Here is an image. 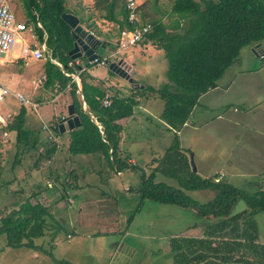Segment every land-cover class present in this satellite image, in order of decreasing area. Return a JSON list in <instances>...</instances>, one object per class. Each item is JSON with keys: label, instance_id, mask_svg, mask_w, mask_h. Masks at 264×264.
<instances>
[{"label": "trees", "instance_id": "1", "mask_svg": "<svg viewBox=\"0 0 264 264\" xmlns=\"http://www.w3.org/2000/svg\"><path fill=\"white\" fill-rule=\"evenodd\" d=\"M25 1L34 20L35 39L39 43L43 42L50 57L65 67L71 60L68 51L72 47V38L69 26L60 17L61 13L67 12L64 0ZM94 7L104 11V19L117 23L118 31L133 28L134 25L126 19L124 0H94ZM170 12L175 18L166 24L160 19L146 21L151 24V30L144 38L162 51L167 64L164 71L166 81L157 88L146 85L136 87L130 96L112 95L110 104L103 107L95 96L102 97L105 89L88 82L89 77L83 70L78 73V93L75 83L65 77L56 65L45 59L43 84L48 87L56 82L59 89L69 86L70 103L78 117L79 125L67 131V150L70 154L100 155L115 172L127 168L125 158L118 152L121 126L117 121L132 114L137 105L136 97L148 98L153 95L159 98L162 101L159 120L168 129L176 131L188 118L198 97L214 88L224 70L236 62L242 48L257 45L256 57L264 56L261 55L259 45L264 39V0H174ZM115 15L120 16V19H116ZM79 21L82 23L80 19ZM37 22L40 27L36 25ZM102 58L98 55L96 60ZM91 65L86 63V67ZM253 68L255 66L251 69ZM82 101L84 109L81 106ZM24 114V106L20 105L16 114L10 118L8 116L4 124L0 125V131L13 133L16 152L40 145L38 133L24 127ZM43 145L51 146L40 152L37 162L32 165L34 167L39 162L48 160L55 150V145L48 141ZM162 159L169 166L164 170L158 169ZM169 169L172 171L169 172ZM156 173L172 178L176 185L155 181ZM135 189L139 192L140 203L148 199L160 204L195 208L200 222L206 224L205 234L225 240L230 235L234 237L237 231L239 235L238 227L234 226L238 220L251 223L249 217L252 214L264 211L263 190L246 193L226 181L200 178L192 171L186 155L179 149L175 133L163 155L157 160L156 166L147 175H141L140 183ZM184 190H208L211 197L204 203H198L186 195ZM239 200L244 201L246 207L231 213V207ZM21 205L2 218L0 233L5 235L7 247L35 248L34 241L44 236L47 210L43 206H33L28 203V199ZM131 218L129 216L126 219L127 223H130ZM240 234L244 241L255 240V229L251 224L244 226ZM201 242L182 237L171 238L170 252L175 264H203ZM211 243L212 241L207 242L208 245ZM226 243L229 241L215 242V251ZM248 244L245 242L244 246L248 247ZM262 257L260 264L264 262V254ZM225 260L226 257H223L222 263ZM214 261L206 264L217 263ZM243 264L252 262L245 260Z\"/></svg>", "mask_w": 264, "mask_h": 264}, {"label": "rangeland", "instance_id": "2", "mask_svg": "<svg viewBox=\"0 0 264 264\" xmlns=\"http://www.w3.org/2000/svg\"><path fill=\"white\" fill-rule=\"evenodd\" d=\"M66 2L67 1H65V3ZM8 4L14 17L26 23L27 27L23 33H33L34 20L30 16L31 13L29 14L31 9L27 6V2L25 0H8ZM172 5L173 0H156V2H153V6L161 10L160 12H155L156 15L162 16V11L169 12L168 14L170 17L167 15L164 16V23H168L174 16H171L169 11ZM66 10H69L67 6ZM69 11L74 12L71 9ZM33 39L36 40L35 37H33ZM35 43L38 44L37 42ZM137 46L138 43L128 47L124 52L131 50L130 53H133V50L136 49ZM138 48H140V46L137 47V49ZM260 48L264 49V39L260 41ZM134 54L137 58L140 57V61L138 62V64L140 63V68L134 70L132 74L134 83L142 82L144 86L149 85L153 88H157L166 81L164 71L166 70L167 64L164 58L160 60L159 57V61H156L154 52L138 53L134 51ZM148 54L150 55L148 56ZM250 55L249 52H247V47L242 48L236 62L224 70L217 82L222 80L225 81L226 77L232 76L238 71V65L245 69L250 68L252 64H261V69L253 76H249L248 80L245 82L247 87L246 91H254V96L250 97V102L257 103L264 99V91L262 89L260 91H255L262 88V85H264V59L258 61V58ZM13 61L14 60H10L8 56L3 58V56L0 55V84L2 83L6 87H9V85L13 88L17 87L16 74L21 70L25 73V70L29 68L37 69L41 67V60L35 64L14 63ZM136 63L137 61L135 64ZM92 70L99 76L97 78L101 81L106 78L108 85L111 88L114 87L113 83L115 76L112 74V71H108L106 65L94 66ZM26 80L28 86H20L21 90H18L26 95L34 104L33 106L26 107L28 109L26 115L28 114V117L31 118L32 126L44 124L51 128L54 121L53 117L65 115L66 108H63V106L57 102L54 104L42 103L39 105L36 100V94H31L29 91L31 88L29 85L30 77L28 79L26 78ZM122 85L128 86V83L123 82ZM7 89L9 90L8 95L0 102V115L2 114L4 116L5 114L9 115L14 113L20 106L11 94L13 90ZM242 91L241 88H233V92L238 94L242 93ZM122 92L124 91L121 90V93ZM232 95L236 96L235 94ZM145 99H147L145 105L148 111L143 113L146 119L138 117L139 124L143 127H135L131 131L130 136L132 139L130 143L132 145H162L158 135H162V140L164 141L171 137V133H165L159 124L158 114H160L159 112L162 110V101L153 95ZM41 107L44 108L45 113H42ZM60 111L62 113L58 114ZM53 113H55V115L52 116ZM211 114V116H213V112H211ZM215 122L216 120L213 124ZM37 129L39 130V128ZM29 130L36 129L30 128ZM185 130L189 129L184 128L180 133L184 136L185 142L191 144L195 151L192 153L193 149H190V151L188 148L184 147L182 151L187 158L190 159V169L192 170V167L196 164L195 160H197L198 154L196 145L203 148L201 136L202 129L200 127L198 130L199 134L195 135L193 133L184 132ZM57 133V130H53V134L59 140L66 137L69 140L68 134L63 133L58 135ZM40 134L43 136L41 130ZM143 138V144L139 143ZM223 138L224 141L222 143L219 141V144L212 145L218 141L212 142L208 149L211 151L213 157L204 167L210 169V171L217 168L226 169L229 166L227 161L228 158L225 156L226 147L230 146L227 145L229 139L225 136H223ZM3 140L6 145H0V175L8 176L7 179L10 178L9 167L15 153L19 160H24L28 162V164H15L14 168L24 169L23 174L17 172L19 175H17L18 178H16V182L13 183V185L5 184V188L0 185V222L9 212L20 208L22 206L21 204L26 199H28V203L33 206L45 207L47 215L45 216L44 236L34 241L36 245L35 248L7 247L4 244L5 235L0 233V264H63L62 262H67L69 264H175V259L170 252V239L173 237H180L179 235L188 234L190 230L187 228L199 223L201 220L194 210L195 208L192 207L160 204L148 199L140 203L139 192L135 189L140 183L138 174L134 172H138V169L125 168L119 175H116L118 174L117 171L115 172L112 170L108 164L104 166L107 162L103 159L104 162L100 164L97 163L99 164V173L97 176L92 174L93 170L96 168L92 159L83 161L78 159L76 163L73 162L71 164H75L74 168L81 165V171L85 173L83 179L79 177L77 179V184H82V186L67 190L68 196L76 198L75 201L70 202L69 199L71 198L69 197L66 199L63 190H61L59 198L57 195V200H55V198L49 201L47 199L45 200L42 196L36 197L37 193L32 195L31 188L35 187L33 185L34 183L41 180V175H38L40 178L32 177L30 180L27 179L26 167L29 168L28 170L32 167L39 168L40 162L36 167L32 166L33 163L35 161L37 162V157H40V151L47 150L51 145H35L34 147H26L21 152H16L15 146L13 145V138H8L6 136ZM59 140L55 144L56 148L60 147L64 153L70 154L67 150V144L60 145ZM164 144L166 145L167 143L163 142V145ZM155 149L157 154H159L160 148L156 147ZM92 156L95 155H90V157ZM218 156L222 157L219 158ZM68 167L69 166L66 167L65 171L58 168L59 172L57 173V177H51L52 180L55 179L59 182V180L64 179L65 181L62 184H64L65 187L68 185L67 183L71 185L73 182L71 180L72 176L67 173ZM168 167L164 159H162L161 163L158 165V169L164 170ZM212 167H214V169H211ZM171 171L172 170L169 169V172ZM241 171L245 173V169ZM234 173V171L228 172L225 170L224 179L231 177ZM40 174H42V172H40ZM51 174L52 172H50V175ZM158 177L162 179L163 182L171 184L172 186L176 184V181L172 178L163 175ZM242 179L244 178L238 177L236 179L239 186L244 185ZM245 180L249 181V178H245ZM105 182L110 184V187L104 186ZM1 183L0 180V184ZM86 184H101L99 189L104 190L106 197L102 196L103 194L98 190L93 189L94 187L91 188V186H87ZM260 185L264 188V179L260 180ZM129 187L132 189L129 190ZM184 193L191 199L198 201V203L206 200L204 195L207 194L202 195L200 191L184 190ZM100 195L102 196V198L100 197L101 200L106 201L97 203L96 200L99 199ZM245 207L244 201L239 200L230 210L231 213H234ZM262 213L263 214L260 216L255 217V220L264 225V212ZM129 216H132V218L130 223H127L126 219ZM110 223L113 225H108ZM98 230H101V232L97 233ZM26 254H28L27 259L25 258ZM32 254L34 255L32 256ZM16 256H18V260H16Z\"/></svg>", "mask_w": 264, "mask_h": 264}, {"label": "crops", "instance_id": "3", "mask_svg": "<svg viewBox=\"0 0 264 264\" xmlns=\"http://www.w3.org/2000/svg\"><path fill=\"white\" fill-rule=\"evenodd\" d=\"M65 1H67L65 3L66 4L65 8L67 6L69 10L71 9L74 11V12H70L69 10H67V13H71L75 15L78 18V23L85 30L91 32L94 35V37H96L99 40V44L97 45L96 48V52L98 53V55L102 56L103 58H106L108 62L114 60L115 57L122 59H124L127 56L131 57V65H130L131 77L132 74L134 73V70L140 68V63L138 64V62L140 61V57L137 58L134 54V51L138 53L154 52L155 54L154 58L156 59V61H159L158 59L159 57L160 60L164 58L162 55V51L157 49L151 41L145 40V38H143L142 41L138 43L137 47L140 46V48L137 49L136 47V49L133 50V53H130L131 52L130 50L128 52L126 51L124 53H119L112 56L111 54H113L116 47L115 39L117 38L119 32L117 29L118 24L113 21L104 19L102 17L104 11L102 9L94 7V0H64V2ZM136 2L138 3V17L140 22H146L149 19H160V21L164 23L163 21L164 16L167 15L170 17L168 11H162L161 12L162 16L156 15L155 12L161 11L158 7L153 6V2H156V0H136ZM170 14L171 16H173L171 12ZM114 17L116 19H120V16L118 15H115ZM173 18L175 17L173 16L171 20ZM79 19L82 21V23H80ZM15 20L17 22H21L26 25L25 22L17 18H15ZM38 27H40V24ZM22 35L24 37H27L28 40L34 44L35 42H37L38 45L41 44L37 40L33 39V37H35L34 32L33 33L29 32L27 34L23 33ZM260 51H261V55H264V49L260 48ZM247 52H249V55L252 54L251 48H247ZM149 55L150 54H148V56ZM254 57L257 58L256 56ZM10 60H14L13 61L14 63H23L22 61L16 58L13 59L10 58ZM43 60L45 61V59ZM43 60H41V67H38L37 69L29 68L25 70V73L22 72V70L18 72L16 74L17 83H18L17 87L13 88L11 87V85H9V87L7 88L13 91L21 90L20 86H28V82L26 78L28 79L30 77L29 85L31 86V88L29 89V91L31 94L33 93L36 94V100L38 101L39 105L42 103L54 104L55 102H57L61 104L63 108H66L68 104H71L70 95H69V86L66 85L65 88L59 89L55 85H50L48 87H46L44 84L37 87H34L32 85V81L35 78H37L41 73H43V63H44ZM75 61L77 62L76 64L77 67H75V69L69 68L70 69L69 71L80 72L83 70V72H85L86 75H88L89 77L88 82L92 83L93 85H99L103 87L105 89L104 93H108L110 96L112 95H117L118 97L130 96V94H132L136 90L135 89L136 87L144 86L142 82L134 83L133 78H132V82H128L123 78H121L119 75L112 72V74L115 76V79L113 83L114 87L111 88L108 85L106 78L103 81H101L99 78H97L99 76H97L96 73L93 71L94 69L92 70L94 66L96 67L100 65L93 64L90 67H86V63L88 65V60L84 56L76 58ZM136 61L137 63L135 64ZM38 62L39 61H35L31 63L35 64ZM102 65L107 66V64L105 63ZM254 66L255 68L251 69ZM237 67H238V71H236L232 76L226 77L225 81L222 80L217 82V85L214 88L207 90L205 93L201 94L198 97V100L196 104L192 107L188 118L185 120V122L179 128V130L174 131L168 129L159 120L160 127L163 128L164 132L171 133L170 139L167 138V140L165 141L162 140V135H158L159 139L162 142V145H136V144L132 145L130 143V140L132 139L130 136L131 131L135 127L142 126L139 124L138 117L145 118L143 112L148 111V108L145 105V101L147 99H145V97H136L137 105L134 107L132 114L128 117L121 118L117 121L121 126V130L119 132L118 152L121 157L125 158V161L128 165L127 168L138 169L139 173L137 171L134 170L133 171L136 174H138L139 178L141 177L142 174L147 175L156 166L157 160L163 155L165 149L170 144L174 133L178 140L180 151H182L183 147L188 148L190 150L193 149L191 144L185 142V138L180 132L182 129L188 128L189 130H185L184 132L193 133L195 135V134H199L198 130L201 127L203 148H200L198 145H196V150L198 151V154H197V160H195L196 164L194 166V172L200 178H213V181H215V179L218 178L219 181L221 180L226 181L227 183L239 189H242L246 193H255L260 190L264 191V188L262 187V185H260V180L264 179V99L257 103L250 102L251 101L250 97L254 96V91L252 92L246 91L247 87L245 85V82L248 80V77L253 76L261 69V64L258 65L252 64L250 68H245L246 70L241 68L240 65H238ZM108 71H110V69H108ZM121 82L128 83V86H123ZM78 83H79V79H78ZM234 87L241 88V90H243L242 93L238 94L236 92H233ZM261 89L264 91V85H262V88L257 89L255 91H260ZM121 90H123L124 92L121 93ZM232 94H235L236 96H233ZM24 109H25L24 127L28 130L30 128L36 129L31 131H35L38 133L37 134L38 144L40 145L45 144L46 142L44 137L45 133L41 130V125L37 124L36 126H32L31 118L28 117V114L26 115L28 109L26 107H24ZM17 111L18 109L15 110L14 113H11L9 115L5 114V116L1 114L0 116L2 117V119H4L3 122H5V119L8 116L10 118L12 115L16 114ZM41 111L42 113H45L43 107H41ZM211 112H213V116H211L212 115ZM61 113L62 112L60 111L58 114ZM53 115H55V113H53L52 116ZM65 115H57L54 116L53 118L55 119L61 116L63 117ZM215 120L216 122L213 124ZM3 124L0 123V125ZM37 128H39V130ZM40 130L43 132V136L40 134ZM64 133L67 134V131ZM6 136L8 138H13V133L12 132L4 133L0 131V145H6L3 142L4 141L3 139ZM223 136L229 139L227 141V145L230 146L226 147V153H225V156H227L228 158L227 161L229 163V166L226 169L217 168L215 170L210 171V169H206L204 167L206 163L210 162L211 158L213 157L211 151H209L208 149L210 148V144L212 142L218 141L217 143H214L212 145L219 144V141L222 143L224 141ZM143 140L144 138L141 139L139 143L143 144ZM59 141H60V145L67 144L68 139L66 137L60 139ZM163 142H166L167 144L163 145ZM156 147L160 148L159 154H157V152L155 151ZM194 151L195 150L193 149L192 153H194ZM218 157L221 158L222 156H218ZM78 159L81 161L92 159L94 165H96V168L92 172L94 176H97V174L99 173V164L105 161L104 159H103L104 161L102 160L100 155H95L90 157V154H85V155L84 154L70 155L68 153L66 154L60 147L56 148L55 146V150L51 154L50 158L48 160L41 161L40 164L38 163L40 165L39 168L32 167L30 168V170H28L29 168L26 167L27 179L30 180L32 177L40 178L38 175H41L40 178L41 180L38 181L37 183H34L33 185L35 187L31 188L32 195L37 193L36 197L42 196L45 200L47 199L50 201V200H54L57 197V195L59 198L60 192L61 190H63L65 198L68 199L67 198L69 197L67 192L68 189H73V188L76 189L78 186H82V184L80 185L77 184L78 177L80 179H83V176L85 174L84 172L81 171L82 166L78 165L76 168H74L75 164L71 165L73 162L76 163ZM187 160L190 166V159L187 158ZM18 163H20V165L28 164V162L24 160H19L18 157L14 154L9 167L10 178L7 179L8 176L0 175L1 178L0 180L2 182L0 185H2V187H4L5 184L13 185V183L16 182V178H18L17 175L23 174L24 169L14 168L15 164ZM67 166H69L67 168V173L68 175L72 176L71 180L73 183L72 184L70 183L71 185H69V183L66 182L68 185L65 187L64 184H62L65 181L64 179H61L59 180V182H57V180L55 179L52 180L51 177L54 178L55 176L57 177V173L59 172L58 168H61L63 169L62 171H65ZM104 166H107V163H105ZM214 167H212L211 169H214ZM242 169H245V173L241 171ZM122 170L117 171L118 174L116 175H119ZM225 170L228 172L234 171L235 173L231 177L226 176L227 178L224 179ZM40 172H42V174H40ZM50 172H52L51 175ZM160 175L161 174L156 173L154 180L163 182V180L158 177ZM238 177L244 178L242 179L244 185L242 186L238 185L236 180ZM245 178H249V181H246ZM86 185L91 186V188L94 187L93 189L98 190L100 193L103 194L102 196L106 197L104 194V190L99 189V186L101 184L99 185L86 184ZM104 186L110 187V184L105 182ZM131 189L132 188L129 187V190ZM196 191H200L202 195L207 194L204 195V197H206V200H208L209 197H211V192L208 190H196ZM102 196L100 195L99 199L96 200L97 203L106 201V200H101ZM55 200H57V198ZM75 200L76 198L74 197L69 199L70 202H73ZM206 200H203L201 203L206 202ZM239 211L240 210L236 212ZM262 212L264 211H260L252 214L249 217L251 223L249 222L248 219L247 221L249 223H245L244 221L241 220H238L237 223H234V226L238 227L239 235L237 234L238 232L237 231L234 233L233 235L234 237L230 235L229 239L226 240L225 238L223 239L217 237L215 238L212 235L207 236L205 234L206 224L203 222H199L197 224L189 226L187 229L190 230V232L188 234L179 235V236L184 239H196L202 241L201 252H203V255L201 259L203 264H206L208 262L210 263L214 260H216L214 262H217L214 264H218V263L243 264L245 260L248 261L250 260L252 264H260L259 261L263 260L262 255L264 254V225H262V223H258L255 220V217L263 214ZM250 224L251 226L253 225L255 229V240L253 242H250L248 240L244 241L242 235L240 234L241 229L244 226H249ZM108 225H113V224L110 223ZM226 226L227 225H225V227ZM100 232L101 230H98L97 233ZM208 241H212L211 245L207 244ZM220 241H224V242L229 241V243L217 247V250L215 251L216 246L214 244L215 242H220ZM245 242L249 243L248 247L246 245L244 246ZM33 255L34 254H32V256ZM223 257H226L224 263H222ZM15 258L16 260H18V256H16ZM25 258L26 259L28 258V254L25 255ZM262 264H264V262H262Z\"/></svg>", "mask_w": 264, "mask_h": 264}, {"label": "built area", "instance_id": "4", "mask_svg": "<svg viewBox=\"0 0 264 264\" xmlns=\"http://www.w3.org/2000/svg\"><path fill=\"white\" fill-rule=\"evenodd\" d=\"M124 9L126 12V19L129 23L133 24L131 29H121L118 32L117 38L115 39V51L112 56L119 53H124V51L136 43L142 41L146 33L151 30V24L149 22H140L138 17V3L136 0H124ZM35 13V12H33ZM39 26V23H36ZM26 30V25L21 22H17L14 15L9 7L8 0H0V55L3 57H10L11 59L16 58L23 63H31L35 61H40L43 59H48L54 65H56L65 77H68L70 81L74 82L76 85V91L79 93V83H78V72L79 71H69V68L75 69L77 62L75 59H71L63 67L60 63L52 59L49 53L46 51L43 43L34 44L28 40L27 37L22 35V32ZM91 33V32H90ZM9 58V59H10ZM102 58L97 61L96 58L88 61V65L96 64L102 65ZM45 76L41 73L37 78L32 81L34 87L40 86L44 83ZM53 85L57 86L55 82ZM9 90L6 86L0 84V102L7 96ZM13 98L22 106H33V102L22 92L13 91ZM95 99L100 102L101 106L106 107L110 104L111 96L108 93H104L102 97L95 96ZM82 109H84V102H81ZM63 117L55 118L51 128L46 125H41V130L45 133L44 137L51 144H56L58 139L53 134V130L57 129L58 123ZM0 123L3 124V119L0 116ZM218 178L215 179L217 181ZM47 184V183H46Z\"/></svg>", "mask_w": 264, "mask_h": 264}, {"label": "water", "instance_id": "5", "mask_svg": "<svg viewBox=\"0 0 264 264\" xmlns=\"http://www.w3.org/2000/svg\"><path fill=\"white\" fill-rule=\"evenodd\" d=\"M61 19L69 26L70 36L72 38V47L68 51L70 59H76L84 56L88 61L96 58L98 53L96 52L99 40L94 37L92 33L85 30L79 23L78 18L67 12L60 14ZM257 45L251 47V52L254 56L257 55L255 48ZM264 56H260L258 61H262ZM103 63L107 64V68L113 73L119 75L121 78L128 82H132L131 77V57L127 56L124 59L115 57L112 61L103 60ZM79 125L78 117L74 114L72 104H68L66 107V115L60 120L57 126V131L62 134L69 131ZM194 171V167H192Z\"/></svg>", "mask_w": 264, "mask_h": 264}, {"label": "clouds", "instance_id": "6", "mask_svg": "<svg viewBox=\"0 0 264 264\" xmlns=\"http://www.w3.org/2000/svg\"><path fill=\"white\" fill-rule=\"evenodd\" d=\"M64 117V116H63Z\"/></svg>", "mask_w": 264, "mask_h": 264}]
</instances>
